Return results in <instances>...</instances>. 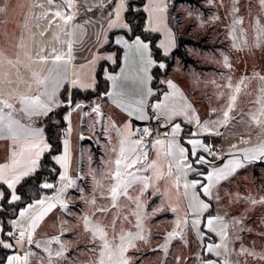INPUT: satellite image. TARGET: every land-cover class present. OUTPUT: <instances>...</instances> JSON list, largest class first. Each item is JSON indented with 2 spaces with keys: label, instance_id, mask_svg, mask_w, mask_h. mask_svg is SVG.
<instances>
[{
  "label": "snow or ice",
  "instance_id": "6c2138e0",
  "mask_svg": "<svg viewBox=\"0 0 264 264\" xmlns=\"http://www.w3.org/2000/svg\"><path fill=\"white\" fill-rule=\"evenodd\" d=\"M216 2L208 0L210 4ZM133 3L134 0H84V11L109 9L105 17L108 31H122V34L113 35L111 41L106 35L104 38V44L119 46L123 50L122 56L116 51L107 55L94 54L88 63L95 66L100 61L122 62L118 65V72L101 67L110 88L100 95L108 98L124 114L119 125L107 117L108 127L104 131L109 133V141L114 133L116 143L110 148L114 158L105 160L101 180H97L95 170L90 171L95 185L85 203L94 210L79 218L83 232L88 234L87 246H90L88 252L91 255L88 264H132L129 252L139 250L141 243L147 245L150 242L151 230L146 221L164 212L174 214L171 230L162 237L164 243L158 245L165 254L176 238L187 244L186 230H192L199 248L196 253L198 264H232L229 259L234 252L232 240L239 237L230 235V230H242L238 226L243 224V219L226 218L227 213L213 214L210 209H213V201L218 203L221 200V182L227 181L246 164L264 160V73L254 71L235 82L229 74L223 86L212 81L217 89L224 87L228 91L217 93V99L223 98L224 105L210 110L215 118L202 121L192 102L173 80L158 81L167 90L153 88L152 69L168 67L163 58L156 57L153 49L166 57L175 47V34L168 24L167 0H142L137 8H133ZM219 3L223 6V0ZM239 3L240 0H232V21L228 31L232 47L238 50L264 47L261 16L252 17L249 26L245 27L244 18L238 15ZM257 3L260 12L264 13V0H257ZM7 10V4L0 6V13ZM81 10V0H33L22 24L16 58H7L0 49V142L7 144V155L0 159V216L3 217L0 220V249L12 251L0 259V264H61V261L68 264L66 254L72 241L63 237L72 228L69 221L53 223L51 227L56 232L47 237H41L38 230L58 206L70 214L67 190L76 187V178H69L67 136L71 132L73 112L85 105L61 89L65 84L85 90L97 87L95 74L85 82L81 71L70 72L75 59L74 44L80 43L73 37L84 34L83 25L76 22ZM141 12L146 16L141 17V34L138 35L135 20L127 17ZM85 23L91 24L92 21ZM249 28L254 32L251 45ZM49 33L51 38L45 39ZM144 33H157L163 38L156 44ZM102 34H96L97 43ZM104 44L99 47L102 49ZM222 60L225 68L232 69L228 55H223ZM84 67L80 66L81 69ZM253 80L258 81V86L249 90ZM241 94L251 97L246 109L240 107ZM61 107L69 109L62 116L69 123L61 133L65 137L62 151L50 155V160L62 171L49 169L59 177L57 186L38 175L41 159L45 153L53 151V144L49 143L45 128L38 126L37 121L50 120L55 110ZM91 113L105 118L99 102L91 107ZM179 117L197 126V131L188 132L186 138L182 136L185 128L176 122ZM133 119L155 120L157 126L134 128ZM237 123L245 126V132L229 143L226 156L200 138L203 134L224 136L221 129H231ZM216 159H226L227 162L222 167L217 166ZM161 180L167 185L163 192L159 187ZM32 181H35L36 195L25 200V185ZM97 188L100 189L99 197ZM44 190H52V194H41ZM151 197L162 199L159 205L150 209L148 201ZM98 198L106 201L109 207L97 206ZM245 199L252 206L264 204V196ZM9 210L11 219L7 218ZM213 236L218 237V242L212 239ZM240 254L264 261V251L241 247ZM181 259L176 256L175 264H181Z\"/></svg>",
  "mask_w": 264,
  "mask_h": 264
},
{
  "label": "rangeland",
  "instance_id": "374dc122",
  "mask_svg": "<svg viewBox=\"0 0 264 264\" xmlns=\"http://www.w3.org/2000/svg\"><path fill=\"white\" fill-rule=\"evenodd\" d=\"M4 4L8 5L7 0H0V6ZM231 7L232 0H223V6L219 0L212 4L208 3V0H170V20L179 41L184 42L185 46L184 48L181 47L174 56L167 75L161 80H173L195 108L196 105L198 109L201 107L199 112L202 115L207 114L208 119L215 118L214 114L210 112L212 108L220 109L224 105L223 98L217 99V93L219 91L227 93L228 91L224 87L217 89L216 84L223 86L229 74L235 82L242 75H251L254 71L264 73V47H249L243 50L232 47L228 35L232 21ZM239 8L238 15L244 18L245 27H248L252 17L257 15H260L262 22H264V13L260 12L257 0H240ZM217 16L219 19H214ZM8 18V10L5 13H0V49L7 54L9 50L11 51L8 35L12 30V24L15 23L13 21L9 23ZM248 40L251 45L254 40V32L251 28L248 30ZM183 53L184 56H182ZM223 55L229 56V62L233 65L232 69L223 66ZM212 81H216V84H213ZM257 86L258 81L253 80L249 90L255 89ZM165 90L167 89L165 88ZM192 98L196 105H194ZM250 99L251 97H245L241 94L240 107L246 109ZM233 115H238V113H233ZM176 122L181 123L182 127L184 123L188 124L183 117L177 118ZM221 131L224 132V136H218L222 137L223 140L220 148L222 147L221 151L224 149L227 153L228 149L225 147L229 146V143L235 142L236 136L243 134L245 126L237 123L231 129H221ZM238 131L240 134L237 133ZM208 136L210 135L203 134L201 139L208 143L210 138ZM60 139L63 142L64 136L61 135ZM74 140L76 141L77 138L74 137ZM75 141L73 142L75 146L73 147L74 159L72 167L69 168V173H71V178H76V187L67 190L70 214L58 206L46 218L45 223L38 230V234L41 237L54 234L56 229L52 228L51 225L59 223L61 220H68L72 228L63 237L67 241H72L70 250L66 254L68 264H88L91 259L88 252L90 246H87L88 234L83 232L82 221L79 218L82 214H90L94 210L85 203L90 198L95 185L90 171L95 170L97 180H101V173L105 171L104 160L110 158L112 145L107 150L105 159L103 150L95 146L92 140L86 139L77 143ZM115 143L114 138L113 145ZM226 162V159L223 161L221 159L215 160V164L221 167ZM51 168H54L51 164H45L38 175L43 180L59 186L58 176L56 181L52 180L56 174L49 172ZM29 185H27L28 189L30 188ZM159 187L163 192L167 187L166 182L161 180ZM219 187L221 200L218 203L213 201L215 211L221 215L227 213V218L238 217L243 219V224L238 226L242 230H230V235L239 238L232 240L231 247L234 252L229 259L232 264H264V261L240 254L241 247L253 249L256 252L264 251V204L252 206L245 199L249 196L253 198L264 196V160L246 164L227 181L221 182ZM99 191L100 189L97 188L98 197ZM44 194L51 195L52 190H48ZM82 196L84 199H81ZM161 199L151 197L148 201L149 208L159 205ZM163 199H167V197ZM97 206L109 207V204L98 198ZM8 215H12L11 210H9ZM173 220L174 214L164 212L150 217L146 221V226L151 230L150 242L147 245L141 243L138 246L139 250L129 252L132 257V264H175V257L178 255L182 258L181 264H185V260H187V264H198L196 253L199 248L196 243V234L192 230H186L187 244L182 239L176 238L171 242L167 254L158 248V245L164 243L162 237L171 230ZM10 254L12 251L8 255ZM61 264H64V261H61Z\"/></svg>",
  "mask_w": 264,
  "mask_h": 264
},
{
  "label": "crops",
  "instance_id": "0c3cea01",
  "mask_svg": "<svg viewBox=\"0 0 264 264\" xmlns=\"http://www.w3.org/2000/svg\"><path fill=\"white\" fill-rule=\"evenodd\" d=\"M7 2H8V16H9L8 21H9V23H11L12 21L15 23L12 24V30H10L11 31L10 35H8L9 36V42H10L9 49H11V51L9 50V53L12 56L8 55L9 53L7 54V52H4V53H5V56L7 58L14 60L16 58V45L18 43L19 37L21 35V31H22V24L24 22L25 15L28 12V7L33 2V0H7ZM97 2H98V0H97ZM167 3H168V13H167L168 24L172 28V30L175 34V47H173L170 50V52L168 54V55H170L178 46V40H177L176 31L170 22V0H167ZM84 6H85L84 0H81V9L82 10H81L80 15L78 16L76 22L83 25L82 31L84 34L78 35L77 37H73L74 39H79L80 43L74 44L73 55H74L75 59L72 61V67L70 69V72L81 71L84 74V81L85 82H88L89 77L92 76L93 74H95V78H96L97 84H98V73H99L101 66L103 68H107L111 72H118L119 66L117 68H113L112 66H115V64H112L111 61H100L98 64L93 66V65H90L88 63V61L92 59V56L94 54H96V55H99V54L107 55L109 52H112V51L117 52L116 49L111 47V45L114 43L104 44V38L106 35L108 40L111 41L113 38V35L122 34V31L121 30H112V31L107 30V21H106L105 17L107 15V11L109 9L93 8V10L91 12H88V11L83 10ZM37 11H39V9H37ZM88 20H91L92 23L86 24L85 21H88ZM33 30L35 31V29H33ZM97 33H103L100 37L99 43H97V40H96V34ZM50 38H51V33H49L45 37V39H50ZM62 38L67 39L68 37H62ZM162 38H163L162 35H160L159 39H162ZM36 39L39 40L40 38L37 36ZM158 42H159V40H158ZM99 44H104V47L101 49L99 47ZM29 47H31L30 41H29ZM121 51H122V55H123V50L121 49ZM81 65H85V67L83 69H81L80 68ZM119 65H122V62H120ZM93 68H94V72H93ZM152 75H153V69H152ZM12 79H15V77L13 76ZM107 88H110V82H108ZM95 89H88V90L76 89V88H73L71 84H65L64 88L61 89V92H64L65 90H67L73 96V94L75 93L76 90L77 91H92ZM102 92L103 91L97 93L96 95H93L91 97L90 101H88V102H81L80 101L81 99H78L79 101H77V102L83 103L85 105V107L81 110H77L76 112H73V114L71 116V132L67 136V138L69 139V148H70V167H72V161L74 159L73 158V155H74L73 154V152H74L73 147H75L74 143H73L75 141L74 137H75V139L77 138L75 143H77L78 141L83 142L86 139L88 141L92 140L93 143L95 144V146L100 147L103 150L105 159H106L107 150L110 148L111 145H113L115 134L111 133V135L113 136V139L111 141H109V139H108L109 133H105V131H104L108 127L107 117H111V119L114 120L119 125L120 121L124 118V114L121 113L118 109H116L111 104V102L108 98L102 97L100 95ZM193 101H194V105H196V102L194 99H193ZM97 102H99L101 104V110H102V112L105 113V118H98V117H96L95 114L91 113V107L94 106L95 103H97ZM195 109L199 113L202 121L208 120L207 114L202 115L201 112H199L201 110V107L198 109V106L196 105ZM68 111H69V109L67 110V112ZM85 113H88V114L86 115ZM86 117H87V119H86ZM68 123L69 122L67 121L66 125L63 129L67 128ZM46 124H47V118H43V119L37 121V125L43 126L45 128V134H46V136H48ZM188 125L191 126V129H189V131H187V132L185 131L184 133L181 134L185 138L187 137L188 132L197 131V126H195L194 124H188ZM144 126L156 127L157 122L155 120L139 121V120L133 119V127L134 128L135 127H144ZM182 128H184V125ZM161 131H163V129ZM244 132H243V134H244ZM237 133L240 134V131H238ZM81 136H83L84 139H81ZM183 142L184 141H182V143ZM218 142H219V144H222L223 140L221 139ZM49 143H50V141H49ZM185 146H187V145L185 144ZM225 149H228V146H226ZM221 150H222V147H221ZM59 153H57V154H59ZM218 153H221L222 155H225V156L227 154L226 150L224 151V149L221 152L218 151ZM6 155H7V144L5 142H0V159H3ZM110 158H114V157H112V154H111ZM209 159H211V158L209 157ZM104 162H105V160H104ZM206 167L208 168V166H206ZM210 211H211V209H210ZM211 212H213V214L217 213V211H215V209H214V211H211ZM222 215H224V214H222ZM212 239L218 242V237L213 236ZM209 255H212V254H209ZM212 258L216 259V257L214 255H212Z\"/></svg>",
  "mask_w": 264,
  "mask_h": 264
},
{
  "label": "trees",
  "instance_id": "16d2710c",
  "mask_svg": "<svg viewBox=\"0 0 264 264\" xmlns=\"http://www.w3.org/2000/svg\"><path fill=\"white\" fill-rule=\"evenodd\" d=\"M145 1L146 0H144V2ZM141 2H142V0H134L133 8H135V6L140 7L141 6ZM143 16H146V13L141 12L138 15H129L127 17L129 20H135L136 25H137L136 34H138V35L141 34L140 33V25L142 24L141 17H143ZM170 22H171V20H170ZM144 35L145 36H149L150 38H152L154 40V43L158 44V40L160 38V34H157V33H144ZM177 40H178V46L176 47V49L170 55H167L166 57H162V53H158L156 48L153 49L154 53L156 54V57L158 59L159 58H163V60L168 65L167 69L164 70V71H163V69H158V68H154L153 69V76L155 78L153 80V87L154 88L159 87V88H162V89L165 90V86L164 85H160L158 83V81L161 80L163 77H165L167 75L168 69L170 68L171 63L173 62L174 56L180 51L181 47L184 48V46H185L184 42H182L181 40L179 41L178 36H177ZM111 47L117 50V55H119V56L122 55V51H121V49L118 46L112 44ZM182 56H184V53H183ZM120 62L121 61H118V64H115V66H112V67L113 68H117L118 65L120 64ZM107 87H108V81H106L103 78V75L101 73V68H100L99 73H98L97 88L95 90H92V91H77L76 90L75 93L73 94V98L76 101H79L78 99H81L80 100L81 102H88V101H90V99H91V97L93 95H96L97 93H99L101 91H104ZM67 110H68V108L61 107V108H59V109H57L55 111V115H52L50 120H49V118H47V124H46L47 134H48V137L50 138L49 139L50 143L53 144V151L50 154L46 153L44 155V157L42 158V160H41V165H42L41 170H42L43 166L45 164H47V163L51 164L57 170V172H60V170H61L59 165L55 164L54 162H52L50 160V155H55V154H57V153L62 151V140L60 138H61V135H62L61 134L62 130L65 127L66 122H67L66 120L62 119V116L66 115ZM57 121H59V124L56 123ZM183 125H184V128H185L186 132L189 131V129H191L190 125H188L186 123H184ZM227 137H230V136H227ZM221 138L222 137L216 136V141H220ZM41 170H40V172H41ZM56 177H57V175H55L52 180L56 181L57 180ZM29 184H27V185L30 186L29 189H28V186L25 185V189L27 191V196L24 197L25 200L27 199L28 196L35 197V195H36L35 188H34L35 181H32ZM47 191L48 190H44V192L41 193V194L47 193ZM21 206H22V204H21ZM211 211H214V207H213V209H211ZM7 218L11 219L12 215H8ZM2 219H3V217L0 216V220H2ZM10 252H11V250L0 249V259H3V257L8 255Z\"/></svg>",
  "mask_w": 264,
  "mask_h": 264
},
{
  "label": "built area",
  "instance_id": "2783aa9c",
  "mask_svg": "<svg viewBox=\"0 0 264 264\" xmlns=\"http://www.w3.org/2000/svg\"><path fill=\"white\" fill-rule=\"evenodd\" d=\"M210 137L208 140V144H211L214 146V150H216L217 152L221 150L220 148V144L218 141H216V136L215 135H210L208 136Z\"/></svg>",
  "mask_w": 264,
  "mask_h": 264
},
{
  "label": "bare ground",
  "instance_id": "6f19581e",
  "mask_svg": "<svg viewBox=\"0 0 264 264\" xmlns=\"http://www.w3.org/2000/svg\"><path fill=\"white\" fill-rule=\"evenodd\" d=\"M69 178H71V173H69Z\"/></svg>",
  "mask_w": 264,
  "mask_h": 264
}]
</instances>
